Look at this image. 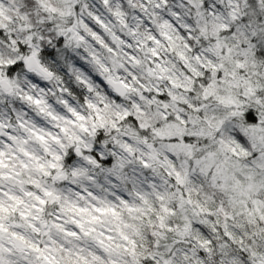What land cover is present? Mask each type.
Here are the masks:
<instances>
[{"label":"snow or ice","instance_id":"6c2138e0","mask_svg":"<svg viewBox=\"0 0 264 264\" xmlns=\"http://www.w3.org/2000/svg\"><path fill=\"white\" fill-rule=\"evenodd\" d=\"M0 264H264V0H0Z\"/></svg>","mask_w":264,"mask_h":264}]
</instances>
